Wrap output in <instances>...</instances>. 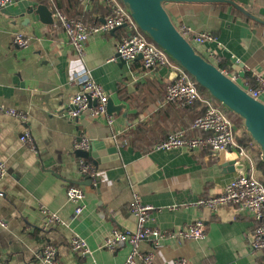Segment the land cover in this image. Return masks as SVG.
Returning <instances> with one entry per match:
<instances>
[{"label": "crops", "instance_id": "1", "mask_svg": "<svg viewBox=\"0 0 264 264\" xmlns=\"http://www.w3.org/2000/svg\"><path fill=\"white\" fill-rule=\"evenodd\" d=\"M232 1L264 21V0ZM40 6L46 9L44 17L35 13ZM163 8L176 28L186 26L215 37L214 43L192 45L204 59L212 62L206 56L209 48L229 75L242 81L264 76L263 24L225 3L165 2ZM56 9L88 25L100 24L110 14L103 0H10L1 11L0 162L7 173L0 180V221L5 224L0 226V264H41L36 254L46 244L55 248L59 264H123L131 250L127 241L113 252L104 243L112 231H136L130 210L135 196L153 207L147 223L151 228L171 232L199 217L205 224L203 240L164 237L139 242L137 249L151 254L152 264H174L179 259L185 264H259L261 253L249 249L254 228L250 217L233 205H221L214 212L190 205L222 193L242 170L224 172L226 163L241 165L235 154L154 149L164 136L184 131L189 124V112L164 101L165 86L174 73L167 68L144 69L141 59L109 61L127 34L125 27L91 36L82 63L53 16ZM16 34L29 39L27 47L12 44ZM83 67L108 100L125 108L118 114H108L106 108L105 116L91 118L84 112L70 119L68 103L79 91L72 77ZM259 101L264 104V95ZM3 109L24 113L26 121ZM26 130L32 147L19 140ZM236 131L239 144L241 130ZM82 139L89 141L88 150L97 163L75 155L73 144ZM250 157L256 160L252 153ZM80 161L95 168L94 177L78 176ZM70 185L85 192L78 217L75 205L66 200ZM43 208L57 218L47 230ZM73 237L85 241L86 252L72 251Z\"/></svg>", "mask_w": 264, "mask_h": 264}, {"label": "built area", "instance_id": "2", "mask_svg": "<svg viewBox=\"0 0 264 264\" xmlns=\"http://www.w3.org/2000/svg\"><path fill=\"white\" fill-rule=\"evenodd\" d=\"M53 1V0H51ZM86 1V0H81ZM110 9L108 17L100 24L88 25L80 20L69 19L59 10L54 11V18L61 25L69 44L74 50L77 58L84 63L85 45L88 39L96 34L111 32L117 28L125 27L127 34L120 38L116 46L115 56L109 61L123 60L131 63L136 59H141L144 69L167 68L174 73V79L166 86L164 91V101L173 104L177 108L192 106L201 103L204 112L198 116L192 126L193 136H187L186 132L176 131L164 136L154 149L171 151L176 149H188L191 151L209 150L214 153H233L236 159L240 160L242 170L223 189L222 193L215 197L200 198L190 205L198 209L214 212L221 205H233L238 212L250 217L254 228L249 237V249L252 252L261 253L264 258V186L255 176V163L250 156L249 150H244L234 138V127L226 113L218 108L211 98L203 97L191 77L177 66L171 57L152 42H149L123 6L120 0H103ZM10 4V0H0V14L4 7ZM180 35L192 45H206L215 42V37L208 33H196L186 26L177 28ZM12 44L17 48H25L29 44V39L21 34H16L12 39ZM206 56L211 59V64L219 69L220 59L212 49L206 50ZM232 82L237 84L249 97L259 100L264 95V76L253 75L251 79L240 80L236 76L219 69ZM73 83L78 86V93L74 95L68 103L67 116L75 119L84 112H88L89 117L105 116L108 98L102 88L97 85L90 71L83 67L73 75ZM257 87H254L253 84ZM95 101L96 105L91 106ZM2 112L17 118L21 122L26 121L24 113L14 109L1 110ZM107 122L112 123L110 117ZM19 140L25 146L32 147V138L26 130ZM73 151H86L89 148V141L82 139L73 144ZM7 169L4 163L0 162V180L6 176ZM96 170L89 163L80 161L78 176L88 175L94 177ZM66 200L75 205L74 217L81 215L84 209L85 192L78 185H70L66 189ZM130 210L136 220V231L133 233H120L112 231L106 238L104 247L113 252L118 245L127 243L131 246L123 264H152L151 254H142L137 249V244L141 241H157L164 237L173 240H203L205 237V224L201 217L189 225L173 230L171 232L159 231L147 226L150 213L154 210L150 205H145L139 197L135 196L130 204ZM45 215L44 229L47 230L57 222L54 214H50L45 208L41 209ZM0 226L5 224L0 221ZM72 251H87L85 241L79 237H73L70 241ZM36 259L41 264H59L56 261V250L46 244L36 254ZM174 264H185L183 259L176 260Z\"/></svg>", "mask_w": 264, "mask_h": 264}, {"label": "water", "instance_id": "3", "mask_svg": "<svg viewBox=\"0 0 264 264\" xmlns=\"http://www.w3.org/2000/svg\"><path fill=\"white\" fill-rule=\"evenodd\" d=\"M143 35L153 44L166 52L173 62L184 70L193 80L217 102L227 110L239 116L243 121V128L260 152V160L264 162V104L259 100L249 97L237 84L232 82L219 69L209 61L196 53L194 48L180 35L177 28L171 22L163 8L165 2L200 1L208 3H225L234 7L237 11L249 19L264 25V21L255 17L232 0H120ZM44 7H38L35 11L44 17ZM50 14V13H48ZM45 22L47 17H45ZM140 59V58H139ZM121 63H125L119 59ZM93 106L96 105L92 101ZM108 114L119 113L124 105H114L113 101H107ZM125 117V115H122ZM95 146L97 144H94ZM75 155L84 159L93 160L95 156L88 151H74ZM235 161L224 164L225 171L242 169V165H236ZM86 184V183H85ZM87 185H92L88 181ZM97 187V186H96Z\"/></svg>", "mask_w": 264, "mask_h": 264}, {"label": "trees", "instance_id": "4", "mask_svg": "<svg viewBox=\"0 0 264 264\" xmlns=\"http://www.w3.org/2000/svg\"><path fill=\"white\" fill-rule=\"evenodd\" d=\"M147 40L149 42H151L149 39H147ZM222 67H223V65H221V67H219V68L221 69ZM191 79L193 80L192 77H191ZM195 84L197 86V89H198L199 93L203 97L211 98L214 101L215 105L226 113L227 117L230 119V121L233 124L234 131H235V129H240L241 130V136H240L238 142H239L240 146L244 150L251 151L253 157L258 159L256 161V164H255V176L262 183V185L264 186V162L260 160V152H259V149H258L257 145L252 141V139L249 137V135L245 132V130L243 128L242 119L239 116H237L234 113H232L231 111L227 110L226 107H224L222 104L217 102L214 98H212L209 95V93L206 90H204L203 88H201L196 82H195ZM181 109L183 111L187 112V113L189 112V117L187 116V118L189 120V124L187 125L186 130H184V131H187V130L191 131V126H192L194 120L198 116H201L203 114V112H204L203 104L195 103L192 106H187V107H184V108H181ZM176 131H178V130L171 131V133L172 132H176ZM187 136H190V135L187 134ZM258 263L259 264H264V258L262 256L259 258Z\"/></svg>", "mask_w": 264, "mask_h": 264}, {"label": "rangeland", "instance_id": "5", "mask_svg": "<svg viewBox=\"0 0 264 264\" xmlns=\"http://www.w3.org/2000/svg\"><path fill=\"white\" fill-rule=\"evenodd\" d=\"M235 133V139H236V137H238V135H239V133L236 131V132H234ZM256 159V158H255ZM258 159H256V161H257Z\"/></svg>", "mask_w": 264, "mask_h": 264}]
</instances>
